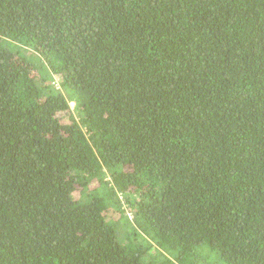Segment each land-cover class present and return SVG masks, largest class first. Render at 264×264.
<instances>
[{
	"label": "trees",
	"instance_id": "16d2710c",
	"mask_svg": "<svg viewBox=\"0 0 264 264\" xmlns=\"http://www.w3.org/2000/svg\"><path fill=\"white\" fill-rule=\"evenodd\" d=\"M0 264H264V0H0Z\"/></svg>",
	"mask_w": 264,
	"mask_h": 264
},
{
	"label": "rangeland",
	"instance_id": "374dc122",
	"mask_svg": "<svg viewBox=\"0 0 264 264\" xmlns=\"http://www.w3.org/2000/svg\"><path fill=\"white\" fill-rule=\"evenodd\" d=\"M70 108H71V110L74 109V104L73 103H70ZM66 114L67 113H62L60 116H62L63 118H65L66 117ZM129 217H131V214H129Z\"/></svg>",
	"mask_w": 264,
	"mask_h": 264
}]
</instances>
